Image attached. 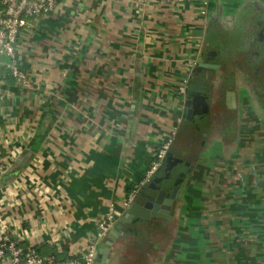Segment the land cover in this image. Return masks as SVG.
I'll return each mask as SVG.
<instances>
[{"label":"crops","instance_id":"obj_1","mask_svg":"<svg viewBox=\"0 0 264 264\" xmlns=\"http://www.w3.org/2000/svg\"><path fill=\"white\" fill-rule=\"evenodd\" d=\"M221 46L205 113L184 119L198 61ZM15 57L23 80L0 62V237L80 259L173 131L189 175L172 218L123 224L108 264H264V0H61Z\"/></svg>","mask_w":264,"mask_h":264},{"label":"built area","instance_id":"obj_2","mask_svg":"<svg viewBox=\"0 0 264 264\" xmlns=\"http://www.w3.org/2000/svg\"><path fill=\"white\" fill-rule=\"evenodd\" d=\"M59 1L61 0H0V58L8 59L6 66L10 75L16 81L24 79L15 57L21 31L30 20L51 13ZM206 4V2H203V5L206 6ZM173 136L174 132L172 131L157 151L154 161L145 173L144 179L138 183L134 191L127 197L124 205H128L134 199L159 168L173 142ZM7 164L8 160L0 158V174L5 173L8 167ZM114 224V211L109 209L98 221L95 239L89 242L80 259L57 260L53 256L41 257L34 247L23 250L15 240L4 235L0 237V260L4 264H95L98 256V244L103 241Z\"/></svg>","mask_w":264,"mask_h":264},{"label":"water","instance_id":"obj_3","mask_svg":"<svg viewBox=\"0 0 264 264\" xmlns=\"http://www.w3.org/2000/svg\"><path fill=\"white\" fill-rule=\"evenodd\" d=\"M207 51L208 50L205 51V55ZM217 68L218 66L212 64V62L205 59V57L198 61L196 71L193 73L191 83L187 89L189 96L185 102V108L182 115L184 119L189 120L193 112V104L199 102L200 98L208 95L207 89H209V81L213 76L211 71H215ZM231 94V92H227L226 95L228 107H230L229 101ZM171 159L177 160L176 162H172L174 164V170L170 169L168 173L161 175V167ZM182 162L183 161L180 159H175L171 153L166 154L162 161L163 164L160 165L161 167L159 166L160 168L157 169L154 175V177L160 175L161 179L164 180V183L162 185H153L154 182H152L150 185L141 188L134 199L127 205L118 226L110 231L106 240L99 246L95 264H108L107 255L112 243L120 236L123 224H131L133 225L132 228L136 229L137 225L146 227L149 222H157L160 219L170 220L172 218L170 215L172 206L178 199L180 190L189 175L188 170L185 171L181 169L183 170L181 171L177 168ZM184 167H186V165ZM170 175L171 178L169 177ZM132 228L127 229L124 234L132 232Z\"/></svg>","mask_w":264,"mask_h":264},{"label":"flooded vegetation","instance_id":"obj_4","mask_svg":"<svg viewBox=\"0 0 264 264\" xmlns=\"http://www.w3.org/2000/svg\"><path fill=\"white\" fill-rule=\"evenodd\" d=\"M241 39L246 40V37H243ZM255 42H256V40H255ZM218 54H219V51L218 52L216 51V53L207 51V53L204 57H205V59H208L209 61H211L214 65L218 66V68H219V67L225 66V62H227V60L224 59L222 55H220V54L218 55ZM208 100H209V95H206L205 97L200 98L199 102L195 103L196 105L193 104V106H196V108H197V110H195V111H197L199 114L205 113V109L208 105ZM177 168L180 170L183 169L185 171L188 170V172H189V168L187 166L184 167V166L179 165ZM172 170H174V168ZM183 170H181V171H183ZM169 177L171 178V175ZM166 184H168V183H166Z\"/></svg>","mask_w":264,"mask_h":264},{"label":"rangeland","instance_id":"obj_5","mask_svg":"<svg viewBox=\"0 0 264 264\" xmlns=\"http://www.w3.org/2000/svg\"><path fill=\"white\" fill-rule=\"evenodd\" d=\"M3 62L4 64H6L4 61V58H0V62ZM196 237L197 236H193V235H191V236H189L188 237V239L187 240H185V241H182V243H185V244H189V245H187V252H188V260L189 261H195V258H196V254L194 253L195 252V247H194V245H195V243H196ZM177 244H180V242H179V240H178V238H177ZM173 255H174V248H173ZM191 257V258H190Z\"/></svg>","mask_w":264,"mask_h":264},{"label":"trees","instance_id":"obj_6","mask_svg":"<svg viewBox=\"0 0 264 264\" xmlns=\"http://www.w3.org/2000/svg\"><path fill=\"white\" fill-rule=\"evenodd\" d=\"M218 51H219V54H220V55H224V53H223V52H224V49L222 48V46H221V48L218 49ZM219 54H218V55H219ZM0 264H1V263H0Z\"/></svg>","mask_w":264,"mask_h":264}]
</instances>
